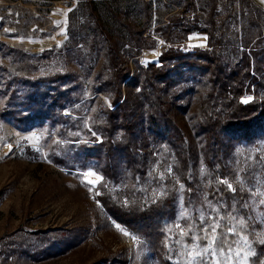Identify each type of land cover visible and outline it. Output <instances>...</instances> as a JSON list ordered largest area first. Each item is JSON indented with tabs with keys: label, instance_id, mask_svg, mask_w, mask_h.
<instances>
[{
	"label": "rangeland",
	"instance_id": "rangeland-1",
	"mask_svg": "<svg viewBox=\"0 0 264 264\" xmlns=\"http://www.w3.org/2000/svg\"><path fill=\"white\" fill-rule=\"evenodd\" d=\"M167 26L178 33L174 46L183 53L212 44L222 67L264 71V0H0V264H153L148 231L129 232L98 201L105 186L95 163L60 167L51 161L49 146L69 150L71 144L99 142L91 124L113 109L114 64L136 79L122 81L120 93L139 116L132 135L137 152L151 150L157 162L165 158L144 128L139 90L149 63H157L166 45ZM188 73L176 69L160 85L176 111L174 120L191 135L206 74L195 83ZM116 125L120 141L124 131ZM263 142L243 140L232 147L226 161L235 181L242 172L239 154L249 162L256 154L264 158ZM114 158L122 166L123 157ZM195 168L203 180L200 158ZM164 170L173 174L171 165ZM129 181L127 173L119 174L116 199ZM253 181L243 209L253 219L254 236L242 226L243 215L233 213L227 248L211 237L176 250L169 239L174 264H253L256 256L264 264V182L255 176ZM140 183L152 195L160 193L149 176ZM182 216L178 189L172 232H179ZM255 238L260 247L253 248Z\"/></svg>",
	"mask_w": 264,
	"mask_h": 264
},
{
	"label": "trees",
	"instance_id": "trees-1",
	"mask_svg": "<svg viewBox=\"0 0 264 264\" xmlns=\"http://www.w3.org/2000/svg\"><path fill=\"white\" fill-rule=\"evenodd\" d=\"M165 32L166 45L157 63H149L139 90L146 105L144 128L157 153L165 155L162 161L157 162L151 150L139 153L135 148L132 135L139 125L135 124L139 116L129 108V98L121 95L120 83L136 79L129 70L114 64V90L109 100L113 109H105L103 122L91 124L92 131L100 136L99 142L71 144L69 150L49 146L51 161L60 167L87 169V162L95 163V170L105 186L97 197L98 201L129 232L140 236L148 231L147 245H151L149 255L153 264H174L170 258L169 239L171 244L174 240L176 250L191 239L196 238L204 244L211 237L217 247L227 248L234 237L230 223L233 213L243 215L242 226L253 237V219L243 208L254 182L253 176L264 182L262 156L256 154L257 157L249 162L239 154L240 181H235L233 169L226 161L232 147L243 140L254 146L259 145V140L264 141V71L254 66L243 72L236 71L229 64L222 67L218 61L219 49H212V44H208V48H196L193 54L183 53L181 48L174 46L179 42L176 40L178 36L173 37L178 34L175 29L167 26ZM187 32L188 29L183 28L180 33L186 37ZM180 68L188 69L195 83L202 81L206 74V88L200 96L191 135L174 120L176 111L168 98H164L160 85H166L169 73ZM246 97L250 100L244 103ZM51 105H56L55 101L47 107ZM116 122L124 131L120 141L115 138ZM90 138L94 141V137L90 135ZM71 146L74 148L70 151ZM117 153L123 157L122 166L115 162ZM198 158L206 167L203 180H199L195 168ZM170 165L173 174L161 171L162 167L165 169ZM124 172L130 176V186L116 199L114 187L119 174ZM146 176L150 178V187L159 190V194L152 195L151 188L140 183ZM178 189L183 216L179 221V232H172L168 226L174 223ZM260 245L257 239L253 241V248ZM257 260L259 256L253 258V264H259Z\"/></svg>",
	"mask_w": 264,
	"mask_h": 264
},
{
	"label": "snow or ice",
	"instance_id": "snow-or-ice-1",
	"mask_svg": "<svg viewBox=\"0 0 264 264\" xmlns=\"http://www.w3.org/2000/svg\"><path fill=\"white\" fill-rule=\"evenodd\" d=\"M244 103H247L248 102V100H245V101H243ZM229 187H231V185H229Z\"/></svg>",
	"mask_w": 264,
	"mask_h": 264
}]
</instances>
